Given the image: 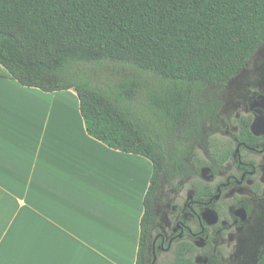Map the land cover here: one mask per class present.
Here are the masks:
<instances>
[{"label": "trees", "instance_id": "trees-1", "mask_svg": "<svg viewBox=\"0 0 264 264\" xmlns=\"http://www.w3.org/2000/svg\"><path fill=\"white\" fill-rule=\"evenodd\" d=\"M263 42L264 0H0V75L43 91L73 89L90 136L152 162L135 264H148L159 180L186 166L194 154L189 132H202L210 114L200 108L211 95L204 88L228 82ZM104 61L162 81L149 96L167 125L163 135L151 134L127 105L143 87L141 74L94 83L86 65Z\"/></svg>", "mask_w": 264, "mask_h": 264}, {"label": "crops", "instance_id": "crops-1", "mask_svg": "<svg viewBox=\"0 0 264 264\" xmlns=\"http://www.w3.org/2000/svg\"><path fill=\"white\" fill-rule=\"evenodd\" d=\"M152 173L87 133L73 89L0 75V264H135Z\"/></svg>", "mask_w": 264, "mask_h": 264}, {"label": "flooded vegetation", "instance_id": "flooded-vegetation-1", "mask_svg": "<svg viewBox=\"0 0 264 264\" xmlns=\"http://www.w3.org/2000/svg\"><path fill=\"white\" fill-rule=\"evenodd\" d=\"M211 87L202 132H189L194 154L162 175L152 196L148 264L264 260V42Z\"/></svg>", "mask_w": 264, "mask_h": 264}, {"label": "rangeland", "instance_id": "rangeland-1", "mask_svg": "<svg viewBox=\"0 0 264 264\" xmlns=\"http://www.w3.org/2000/svg\"><path fill=\"white\" fill-rule=\"evenodd\" d=\"M88 68V74L92 77L97 78L95 84L102 83L106 84H117L123 80L130 78H136L139 74L144 77V84L142 88H134L133 98L127 102L134 118L141 122V124L146 127L149 131L151 130L154 134L163 135L167 125L164 122L158 120L157 116L152 112V101L149 96L151 91H161L155 84H160L162 81L157 80V78L149 72H140L132 65L127 62H115V61H104L101 64L89 63L86 65ZM142 82L143 79H140ZM131 84L130 86H133ZM212 90H217V88L206 87L204 88L203 96H208L212 94ZM170 143V142H169Z\"/></svg>", "mask_w": 264, "mask_h": 264}]
</instances>
